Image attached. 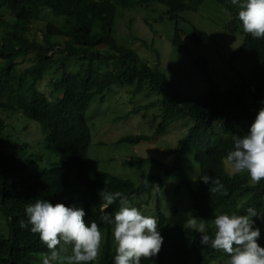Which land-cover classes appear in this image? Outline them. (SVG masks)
I'll return each mask as SVG.
<instances>
[{"label": "trees", "instance_id": "trees-1", "mask_svg": "<svg viewBox=\"0 0 264 264\" xmlns=\"http://www.w3.org/2000/svg\"><path fill=\"white\" fill-rule=\"evenodd\" d=\"M215 1L230 15H237L238 4ZM201 2L0 0V113L37 124L45 134L43 148L48 154H29L27 144L17 147L10 143L0 118V214L8 230L6 238L0 237V264H34L37 256L49 254L39 236L31 233L30 225L20 226L22 220L27 223L26 206L37 199L82 208L85 221L97 222L104 235L99 259L91 264H114L111 226L100 219L103 189L121 192L130 206L141 212L145 209L150 216L152 212L157 218L164 238L162 250L141 264H173L181 258L193 264L228 260L227 254L202 245L199 233L184 229L190 218L187 213L177 206L165 208L166 213L162 210V192L169 182L174 197L183 195L189 201V207H181L209 223L214 214L245 215L247 208H254L258 213L253 218L254 228H259L258 243L264 247V180L253 184L246 173L230 172L224 163L233 148L232 137L246 135L264 106V39L243 32L242 43L228 63H245L247 74L235 70L232 86L224 91L207 78L208 62L202 57L195 59L193 66L200 70L207 86L201 96L192 98L180 94L157 64L149 66L140 61L133 50L114 37L121 11L155 5L164 9L159 19L174 23L172 46L187 54L184 34L177 24L181 14L196 11ZM38 20L46 22L40 40L29 35L31 24ZM187 38L194 45H202L208 36L192 28ZM95 64L107 69L101 71ZM113 87L127 88L132 95L146 90L159 97L154 104L131 112L136 114L157 105L160 116L154 132L123 137L118 144L135 147L152 143L172 124L182 121L179 131L184 129V136L174 147L161 152L171 162L149 156L122 161L121 165L131 170L125 179L95 167L89 158L91 134L85 124L86 111L96 96ZM186 120L191 125L185 130ZM193 163L197 175L191 182L184 174ZM204 175L219 179L223 189L210 191L211 184L200 180ZM118 208L119 200L106 212L112 214Z\"/></svg>", "mask_w": 264, "mask_h": 264}, {"label": "rangeland", "instance_id": "rangeland-1", "mask_svg": "<svg viewBox=\"0 0 264 264\" xmlns=\"http://www.w3.org/2000/svg\"><path fill=\"white\" fill-rule=\"evenodd\" d=\"M163 10L159 6L152 5L121 11L116 18L114 37L119 44L133 50L140 61L149 66L157 64L158 69L180 94L194 98L205 92L207 86L205 78L200 70L193 66L194 60L199 57L208 62L206 76L221 91L232 86L236 76L235 70L240 71L242 75L247 74L248 68L245 63L240 61L228 63L229 56L241 45L243 39L242 26L238 19V5L235 17L215 0H202L196 11L181 14L177 28L184 34L182 39L186 43L187 54L172 46L174 23L166 18L159 19ZM2 17L7 20L9 18L6 13H3ZM45 24L44 20L31 24L29 35L40 40ZM192 28L206 33L208 39L204 44L194 45L187 38ZM76 64L77 62L74 63ZM97 66L101 71L107 69L104 65ZM158 100V94L155 92L145 90L132 95L127 88L113 87L91 101L86 111L85 124L91 134L89 158L96 163L95 167L98 170L125 179L130 177L131 170L122 166V161L133 160L136 156H149L163 163L171 162L170 158L162 157L161 152L162 149L174 147L175 143L184 136V129L179 131L182 121L172 124L165 134L152 143H141L135 147L117 143L123 137L150 135L154 132L160 116L157 105L136 114L131 112L138 107L154 104ZM0 118L5 122L10 143H16L17 147L27 144L29 154L35 153L43 157L48 155L47 150L43 148L45 134H42L37 124L17 115L6 118L0 113ZM185 122L186 130L191 122L189 120ZM189 169L185 171L184 176L194 182L197 175L196 164L193 163ZM193 170L195 174H192ZM137 176L138 174L133 175L135 178ZM144 178L143 175L141 179ZM171 187L172 183L169 182L163 189L162 210L166 213L165 208L177 206L191 217L190 211L188 213L180 205L186 207L188 204L189 207V201L186 202L183 195L174 197ZM141 213L150 216L145 209ZM215 216L216 214L211 220ZM7 235V225L0 214V237L6 238ZM44 256L46 255L37 256L34 264H42ZM226 261L224 259L214 264H226ZM173 264H193V261L181 258Z\"/></svg>", "mask_w": 264, "mask_h": 264}, {"label": "clouds", "instance_id": "clouds-1", "mask_svg": "<svg viewBox=\"0 0 264 264\" xmlns=\"http://www.w3.org/2000/svg\"><path fill=\"white\" fill-rule=\"evenodd\" d=\"M239 6L238 19L242 31L254 39H264V0H231ZM264 105V101H261ZM233 148L224 163L233 173H246L253 184L264 180V106H262L246 135L233 136ZM200 180L211 184L210 191L220 192L219 179L204 175ZM148 183V181H146ZM102 213L100 219L111 226L115 250L114 264H141L142 260L157 257L162 250L163 236L156 217L141 213L121 192H100ZM119 200L116 212L106 210ZM30 231L48 250L42 264H91L99 259L104 235L97 222H86L85 211L63 203L52 204L37 199L25 208ZM247 214H219L211 222L191 215L184 224L185 230L200 234V243L217 252L227 254L226 264H264V247L259 228H254L257 211L249 207ZM70 249V252H69Z\"/></svg>", "mask_w": 264, "mask_h": 264}]
</instances>
